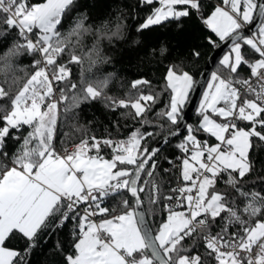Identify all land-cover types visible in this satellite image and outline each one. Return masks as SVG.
<instances>
[{"label":"snow or ice","instance_id":"6c2138e0","mask_svg":"<svg viewBox=\"0 0 264 264\" xmlns=\"http://www.w3.org/2000/svg\"><path fill=\"white\" fill-rule=\"evenodd\" d=\"M153 4L154 0H141V6ZM158 4L137 31L202 10L201 0H158ZM76 8V0H0V20L19 37L0 55L4 76L0 80V101H4L0 103V264H27L40 238L69 222L73 251L64 255L62 264H264V190L247 189L241 183L254 172L250 152L264 145V0H220L207 18L200 15L220 40L231 41L229 53L220 61L227 75L211 74L199 106L201 123L196 128L186 126L188 134L177 145L183 153L177 158L182 186L169 187L167 192L165 177L172 169L161 168L157 158L161 149L147 145L156 133L142 130L153 126L147 113L159 102L160 93H145L151 82L144 78L131 82L136 92L126 99L103 95L108 78L84 83L81 77L78 89L70 65H81L86 58L91 66L100 56L99 39L85 57L75 54L83 37L93 31L85 26L86 17L61 31ZM257 17L261 21L257 33L245 36L243 29ZM122 27L117 23L109 35L104 31L107 25H102L97 36H119ZM166 51L161 48L160 54ZM22 53L33 57V71L20 69L23 78L9 76L13 58ZM241 66L250 70L247 77L240 74ZM164 80L168 103L156 116L175 126L183 119V107L196 81L174 64L167 67ZM101 98L113 110L130 109L126 115L139 120L140 127L125 139L110 133L101 138L84 136L71 153L64 146L69 137L65 132L60 140L63 151H58L60 117L67 118L81 103ZM154 127L163 130L165 125ZM199 132L217 142L201 141L195 134ZM171 135H179V130ZM8 141L18 142L11 155ZM163 142L168 143V138ZM164 159L176 168L172 159ZM218 183L230 191L219 189ZM113 196L119 197L118 206H102ZM157 209L165 219L153 234L146 216ZM17 236L27 242L23 250L6 246ZM186 241H191L190 247ZM197 241L205 251L192 254ZM56 247L60 248L59 241Z\"/></svg>","mask_w":264,"mask_h":264},{"label":"trees","instance_id":"16d2710c","mask_svg":"<svg viewBox=\"0 0 264 264\" xmlns=\"http://www.w3.org/2000/svg\"><path fill=\"white\" fill-rule=\"evenodd\" d=\"M30 2H43V0H30ZM216 2L220 1L201 0V14L204 18H207ZM76 4L77 8L68 20L64 22V27L61 31L67 32L74 25L77 18L86 17L85 26H90L93 31L83 37L82 48H76L75 54L85 57L99 39L98 51L100 59L91 66L89 60L86 58L83 59L81 65H70L72 68V80L78 84L79 89L81 77H83L84 83L108 78V84L104 89L103 95L116 99H126L128 96L135 94L136 90L131 88L132 81L140 78L149 80L151 87L144 88L143 91L145 93L149 91L160 93L159 102L152 108L151 112L147 113L148 118L153 121V126H145L142 129L156 133V135L147 141L148 147L150 149L153 148L160 139L174 131L180 123L178 121V124L173 126L156 116L168 103L169 93L163 91L167 67L170 64H174L178 66L179 70L189 72L197 82L209 56L222 40L207 28L200 18L201 14L196 13L191 14L187 18H182L180 21L170 20L161 25L137 31V26L143 23L146 16L155 7H158L157 0H154V4L151 6H141V0H76ZM178 7L182 9L184 6ZM117 23L123 25L119 36H112L110 39L108 37L98 38L97 30L102 25H107L104 31L110 35L111 32L115 31ZM0 31L5 33V35L0 36V55H2L14 43L18 42L19 37L16 30L9 31L2 20H0ZM209 39L212 41L211 43ZM161 48L167 50L163 55L160 54ZM193 51L199 52V56H194L192 54ZM63 59L67 60L68 57L64 56ZM32 60L33 57L27 53H22L13 58V72L8 75L12 76L14 73L16 77L23 78L25 73L20 69H25L28 73H31L33 71L31 67ZM221 60L222 58L218 61L213 72L216 71L222 76H226L227 73L220 65ZM239 72L246 77L250 74V70L246 66H241ZM3 79V74H0V80ZM21 83H23V80H21ZM15 90L13 88V91ZM71 95L72 93L69 92V96ZM187 102L183 107L182 113L187 106ZM0 103H4V101H0ZM129 111L131 110L123 108L113 110L103 98L81 103L78 108L68 114L67 118L64 116L60 117L55 140L57 150H63L60 140L65 139L62 135L65 132L69 133V137L65 139V147L79 143V140L84 136L95 135L101 138L108 136L110 133L116 139L127 138L131 131L140 127L139 120L134 119L131 115H126ZM161 123L165 125L163 130L154 127V125ZM200 123L201 116L198 105L197 111L188 125L196 128ZM116 125H119V129H117ZM240 126L246 127V124L241 122ZM76 129H80V131H76ZM23 131L27 134V127ZM187 134L186 128L184 135L169 143L157 157L160 160L161 168L172 169L170 174L165 177L166 184L164 190L166 192L176 181L177 173L164 158H170L175 162L182 155L177 145L182 142ZM195 134L200 140H208L209 144L216 142L214 138L209 137L203 132ZM7 143V150L9 155H11L18 142L8 141ZM107 153L108 150H104L102 154L107 157ZM250 159H252L254 164V172L246 176L241 183L245 184L247 189L264 190V145L250 152ZM217 187L221 190L230 191V189H227L221 183H218ZM124 197L128 198L131 204V198L126 192L124 193ZM118 204L119 197L113 196L106 199L102 206L111 209L113 206H118ZM240 206L242 207L243 205L241 204ZM147 216L154 233H156L161 222L165 219L162 210L157 209L155 214L150 213ZM71 228L72 224L69 222L62 229L43 235L30 256L27 257V264H62L64 255L71 254L73 251L71 247ZM212 230L215 232L217 229L213 227ZM233 230L235 228L230 229V231ZM57 241L60 243V248L56 247ZM26 243L23 238L17 236L14 239L6 241V246L10 249L23 250ZM185 244L190 247L191 241H186ZM204 251L202 242L197 241V247L193 248L192 254H200Z\"/></svg>","mask_w":264,"mask_h":264},{"label":"water","instance_id":"95a60500","mask_svg":"<svg viewBox=\"0 0 264 264\" xmlns=\"http://www.w3.org/2000/svg\"><path fill=\"white\" fill-rule=\"evenodd\" d=\"M260 23H261V21L258 17L254 18L253 23L251 25H248L247 28L243 29L245 36H250L255 31H257V29L260 26ZM230 47H231V41L230 40L221 41V43L217 46V48L209 56L203 72L199 76V78H198V80L194 86V89L191 91L190 97H189L188 102H187V106H186L184 112L182 113L183 119L180 121L179 125L174 130V131H176L178 129L179 135L172 136L171 135V133L173 132L172 131L171 133L167 134L162 139H160L154 145L153 148L159 147L162 151L169 143L173 142L174 140H176V139H178L184 135L185 130L187 128L186 126H188V124L193 119V117L197 111L198 105L200 103V100H201V97L203 95L206 84L208 82V79L210 78V76H211L215 66L217 65L218 61L224 56V54L228 50H230ZM165 137L168 138V143L163 142ZM146 222H147L148 227L152 230L153 234H155L150 223H149L148 216H146Z\"/></svg>","mask_w":264,"mask_h":264},{"label":"built area","instance_id":"2783aa9c","mask_svg":"<svg viewBox=\"0 0 264 264\" xmlns=\"http://www.w3.org/2000/svg\"><path fill=\"white\" fill-rule=\"evenodd\" d=\"M219 2H216L215 4H218ZM248 27V26H247ZM246 27V28H247ZM76 144L77 143H75V144H71V145H68V146H66L67 147V149H68V152L69 153H71V152H74L76 149H75V146H76ZM63 151V150H62ZM61 151V152H62ZM183 156V153H182V155L181 156H179V157H182ZM175 165H176V168H173L175 171H176V173H177V179H176V181L174 182V184L172 185V187H180V186H182V183H181V181H180V173H179V171L177 170L178 168H179V165H180V160L179 159H177L176 161H175ZM182 210V209H181ZM95 219H97V220H99L100 218L99 217H96Z\"/></svg>","mask_w":264,"mask_h":264},{"label":"rangeland","instance_id":"374dc122","mask_svg":"<svg viewBox=\"0 0 264 264\" xmlns=\"http://www.w3.org/2000/svg\"><path fill=\"white\" fill-rule=\"evenodd\" d=\"M158 1V0H157ZM159 6V5H158ZM177 9L178 10H180V8L177 6ZM257 33V31H255L252 35H255ZM252 35H250V36H252ZM229 52H227L226 54H228ZM225 54V55H226ZM224 57V56H223ZM222 57V58H223ZM204 91H206V88H205V90ZM190 94V93H189ZM203 99V95H202V97H201V100ZM188 101V100H187ZM200 103H201V101H200ZM199 106H200V104H199ZM199 111H200V108H199ZM202 119V118H201ZM201 141H203V140H201ZM217 142V141H216ZM216 142H214V143H212V144H215ZM107 158V157H106Z\"/></svg>","mask_w":264,"mask_h":264},{"label":"bare ground","instance_id":"6f19581e","mask_svg":"<svg viewBox=\"0 0 264 264\" xmlns=\"http://www.w3.org/2000/svg\"><path fill=\"white\" fill-rule=\"evenodd\" d=\"M220 1V0H219Z\"/></svg>","mask_w":264,"mask_h":264}]
</instances>
